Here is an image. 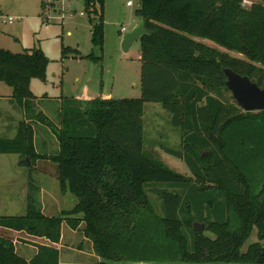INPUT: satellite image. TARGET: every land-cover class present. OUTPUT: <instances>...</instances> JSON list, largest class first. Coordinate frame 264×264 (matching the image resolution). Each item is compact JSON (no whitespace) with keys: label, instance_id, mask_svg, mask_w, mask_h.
<instances>
[{"label":"trees","instance_id":"16d2710c","mask_svg":"<svg viewBox=\"0 0 264 264\" xmlns=\"http://www.w3.org/2000/svg\"><path fill=\"white\" fill-rule=\"evenodd\" d=\"M81 1L91 43L102 52L104 0ZM139 4L135 16L146 30L139 41L141 97H61L54 155L37 151L32 125L52 127L30 89L33 79L45 81L48 58L37 49L13 54L0 48V82L11 88L24 115L13 138L0 137V155H18L20 164L55 163L61 191L77 200L56 217H46L31 202L23 216H0V227L56 244L63 222L75 231L83 225L98 264H264V111L246 113L221 98V91L228 93L223 68L264 86V0ZM61 54L102 60L67 47ZM145 103H159L171 115L180 150H163L182 160L190 177L143 154ZM150 185L166 186L150 189L161 202L160 215L147 199ZM194 221L211 236L193 231ZM253 229L256 241L243 250ZM58 256L56 248L38 246L27 261L0 236V264H58Z\"/></svg>","mask_w":264,"mask_h":264},{"label":"rangeland","instance_id":"374dc122","mask_svg":"<svg viewBox=\"0 0 264 264\" xmlns=\"http://www.w3.org/2000/svg\"><path fill=\"white\" fill-rule=\"evenodd\" d=\"M127 1L104 0V43L103 51L100 52L91 43L90 24L83 1L0 0V48L13 54L37 49L49 60L45 81L33 79L30 84L31 92L36 98L37 111L44 110L42 113L52 123V127L44 123H32L35 130V146L40 154L54 155L58 151L54 130L59 126L57 116L60 110L59 97L83 101L95 97L112 99L141 97L140 44L136 42L124 53L121 49L124 34L119 32L121 28L126 32L131 31L138 24L140 19L135 16V11L140 6V0H132L134 3L132 7L127 6ZM249 4L248 1L243 3L245 7ZM8 18H12L13 21L9 23ZM197 40L223 54L244 59L242 55L230 52L222 46L206 40ZM63 47L77 50L82 57L92 52L102 57V60L99 63H92L86 58H72L71 54L62 57ZM6 94H11V88L0 82V96ZM44 95L49 99L42 98ZM221 98L232 103L229 92L221 91ZM142 119L143 154L173 172L190 177L191 173L186 164L163 150V147L180 150V130L172 126L171 115L159 103H145ZM5 120V116L0 118V122ZM203 153L205 158L207 151ZM17 158L20 160L18 155H0L1 217L22 216L26 214L27 206L31 202L39 208V195L43 200L48 196L60 200L61 209L64 211L75 206L76 198L61 191L55 163L39 160L28 164L24 159L23 164L12 168L10 163L19 161ZM150 189H166V186L150 185L146 192L154 212L160 215L161 202L157 194ZM4 202L6 204H3ZM48 213L51 212L47 211ZM57 214L59 213L55 216H58ZM81 216L78 215V218ZM193 223L203 224L197 221ZM82 230L83 225L75 235H72L69 227L63 228L61 251L66 257L61 260L62 264H98L101 261L93 249L92 242L87 238L85 240ZM203 233L211 236L205 225ZM0 236L10 239L15 244H13L15 252L19 244L25 247L22 241L31 242L30 240L33 241L35 237L24 231L18 234L16 231L1 227ZM255 241L256 229H253L244 243L243 250ZM17 254L26 257L20 252Z\"/></svg>","mask_w":264,"mask_h":264},{"label":"crops","instance_id":"0c3cea01","mask_svg":"<svg viewBox=\"0 0 264 264\" xmlns=\"http://www.w3.org/2000/svg\"><path fill=\"white\" fill-rule=\"evenodd\" d=\"M90 24V22H89ZM137 25V24H136ZM90 33H91V24H90ZM103 51V50H102ZM72 58L78 59L77 57L74 56V54H71ZM93 63V62H92ZM11 94H12V90H11ZM11 94L6 96H0V111H2L3 113L0 112V118L4 116L6 117L5 121H1L0 122V137L3 138H13L16 132V128L17 125L24 120V115H23V111L21 110V108L13 101V99L11 98ZM3 95V94H1ZM75 97V96H74ZM42 98H47L49 99L46 95H44ZM61 98V97H59ZM46 100V99H45ZM44 110H41V112H43ZM4 115V116H2ZM181 143V140H180ZM5 155H10V154H5ZM16 160H19L18 158ZM20 165V160L16 161V162H11L10 166L12 168H15L16 166ZM39 199L38 200V205L39 208L41 210V212L46 216V217H56V213H59L57 215H60V213L64 210L61 209V204H60V200H55L54 197H50L48 196L45 200H43V198L41 197V195H39ZM3 204H6L5 202ZM2 204V205H3ZM4 206V205H3ZM48 212H51L50 214ZM25 215V214H24ZM23 216V215H22ZM68 226L66 225V223H62L61 228H60V239L59 242L54 244L51 243L50 241H48L45 238H39V237H31L33 238V241L30 240L31 242H29V240L23 242L22 244L25 245V247L21 246L19 244V247L16 248V252H20L23 255H26L25 259L28 261L30 260L37 252V247L38 246H48V247H54L58 250V264H62V259L63 257H66L64 255V253L61 251L62 248V244H63V237H62V231L63 228H65ZM80 228V227H79ZM72 232V235H75V233L78 232V230H72L70 229ZM21 232H18V234ZM18 240V238H17ZM19 240H22L21 238H19ZM85 240H87L85 238ZM14 244V243H13ZM15 245V244H14ZM24 258V257H23Z\"/></svg>","mask_w":264,"mask_h":264},{"label":"water","instance_id":"95a60500","mask_svg":"<svg viewBox=\"0 0 264 264\" xmlns=\"http://www.w3.org/2000/svg\"><path fill=\"white\" fill-rule=\"evenodd\" d=\"M144 35H146V30L143 20L140 19L131 31L124 33L121 41L122 51L124 53L128 52ZM223 74L225 76L224 85L231 94L232 103L236 107L246 113L264 111V86L259 87L253 79L241 76L230 68H223ZM204 155L205 153L202 157ZM192 228L195 232H202L204 225L193 223Z\"/></svg>","mask_w":264,"mask_h":264},{"label":"built area","instance_id":"2783aa9c","mask_svg":"<svg viewBox=\"0 0 264 264\" xmlns=\"http://www.w3.org/2000/svg\"><path fill=\"white\" fill-rule=\"evenodd\" d=\"M244 2H246V1H244ZM133 5H134V3H133L132 0H128V1H127V6L132 7ZM7 21H8L9 23H11V22L13 21V19H12V18H8ZM119 32H120L121 34H124V33L126 32V30H125L124 28H121V29L119 30Z\"/></svg>","mask_w":264,"mask_h":264}]
</instances>
